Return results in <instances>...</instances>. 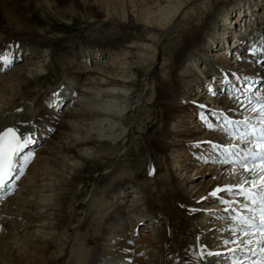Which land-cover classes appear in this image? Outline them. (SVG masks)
<instances>
[{"label":"bare ground","instance_id":"1","mask_svg":"<svg viewBox=\"0 0 264 264\" xmlns=\"http://www.w3.org/2000/svg\"><path fill=\"white\" fill-rule=\"evenodd\" d=\"M57 1L53 0L54 4ZM65 1V8L75 16L73 1ZM88 1L78 0V5L86 11L83 16L88 17L89 26L107 24L115 34L130 33L132 41L124 47L85 41L80 47L70 49L61 60L58 85L44 97L36 93L35 87L53 67L49 44L0 35V57H9L13 61L11 67L0 72V129L24 125L22 131L31 133L35 143L42 141L43 135L51 136V131L58 135L54 142H46L33 163L26 167L22 189L17 195L0 204V264H52L63 255L68 256L65 264H125L122 256H128L125 251L130 246L123 231L142 220L152 222L143 229L149 232L147 237L152 238L150 244L141 247L144 255L135 261L136 264H214L217 261L231 264L228 247L235 245L220 248V241L230 238L227 229L231 227L229 217L232 213L226 212L225 205L218 202L223 211L212 213L213 207L206 204L215 200L208 198V194L218 186L238 184L243 178L250 177L241 168L233 170V167L229 169L217 162L216 166L207 167L215 180L204 189L213 187L207 194H202L204 192H200L195 184H186L188 177L183 175L194 166L187 157L212 156L207 144L200 148L193 145L202 141L221 145L235 142L219 130H209L201 119V112L219 129L212 114L227 113L235 108L236 101L217 94L201 100L205 95L203 92L196 96L198 100L189 95L197 87L216 92L215 86L224 85V77H228L231 84L242 81L245 75L249 81L257 79L264 83V68L253 62L264 59L259 52L264 49V0H110L105 5H100L98 0L91 6L96 14L88 13ZM0 8L4 11L9 8L5 0L0 1ZM208 11L212 13L207 25L209 29L201 31V24H205L203 15ZM193 20L194 33L198 35L184 38L188 23ZM230 37L232 42H228ZM163 40L174 41L176 45L171 42L174 46L163 53L166 56L160 61L157 59L161 66L160 87L151 78L149 82L144 79L143 88H148L147 94L154 90L157 95L156 130L147 144L150 150H156L166 159L162 166L167 171V187L164 191L157 189L156 175L153 180L138 184L132 180L135 179L133 176L121 172L109 181L110 187L103 195H98L99 192L90 195L89 209L82 225L76 226V235L80 236V228L91 223L89 220L96 218V224L67 254L68 227L63 225L71 221L72 214L63 206L67 203L66 190L80 172L79 168L90 160L89 155L94 160H106L109 150H116L125 138L130 125L126 123L124 97L129 96L128 101L135 107L147 101V94H136V80L144 67L147 73L150 72L158 53L163 56L159 50L156 52V46L164 43ZM254 49L256 56L252 55ZM217 57L221 58L217 62H222V67L213 63ZM171 62L173 68L166 72V66ZM222 68L224 71L219 70ZM233 73L241 79L233 78ZM32 96L35 100L31 103L32 99L28 98ZM63 103L68 105L65 111L60 110ZM201 104L205 106L203 109L199 107ZM18 109L22 111L18 112ZM194 115L200 122L191 121ZM230 115L243 118L235 112ZM244 115L255 113L246 111ZM183 119L193 127L171 130L167 137L166 130ZM105 137L113 142L112 146L103 139ZM181 150L189 151L190 155H178L182 159L171 161V154ZM39 158L43 162H39ZM208 163L212 164L211 159ZM173 168L180 170L178 180L174 179ZM158 171L159 168L156 173ZM195 173L201 172L196 170ZM185 187L187 191H184ZM127 189L131 190L130 198L121 206ZM224 198L229 199L226 195ZM205 210L209 212L205 213ZM202 215L203 219L211 221L206 231L198 226ZM122 223L123 227L119 229ZM152 231L156 235L150 234ZM200 244L213 252L226 254L208 257L201 253ZM201 255L204 259H200ZM236 255L243 256L240 252Z\"/></svg>","mask_w":264,"mask_h":264},{"label":"rangeland","instance_id":"2","mask_svg":"<svg viewBox=\"0 0 264 264\" xmlns=\"http://www.w3.org/2000/svg\"><path fill=\"white\" fill-rule=\"evenodd\" d=\"M4 1V0H0ZM74 9L76 10V15H70L68 10L65 8V4L67 3L65 0H58L55 4L53 0H46L45 2L43 0H5V2L8 4L7 10H2L0 8V35H6L9 37H19V38H29V39H35L39 40L41 42H47L49 44V51L52 53L51 55V65L53 67L50 68L46 76H44V79L40 81V83L37 84L35 87L36 93L41 96H45L47 91L50 89L56 87L58 85V80L61 75L62 66H61V60L65 57L67 53H69L70 49L81 46L85 41L92 42L96 44H105V46H111V43L116 46L124 47L128 43L132 41L131 34L122 32V33H113L110 30V26L107 24H91L93 27L89 26L87 19L88 17H84V13L82 8L78 5V0H72ZM110 0H100V5H105ZM98 0H90L88 1L87 11L89 14H96L95 10L91 9V6L94 4H97ZM54 4V5H51ZM86 12V11H84ZM212 13L208 11L207 14H204L203 17H205V24H201V31L204 29L207 31L209 27L207 26L210 23ZM70 17V18H69ZM90 18V17H89ZM189 16L186 18L188 21ZM185 20V21H186ZM181 23V25L184 27V22ZM193 22L188 23L189 26H187L186 31L184 32V38L188 36H191L192 38L197 36L198 34L194 33L196 30V25ZM22 27V29L18 30ZM95 26V27H94ZM109 26V27H108ZM15 28L17 29V33H14ZM189 30H192L191 33H188ZM199 32V31H198ZM199 34L203 35V33L199 32ZM130 35V36H129ZM142 38L143 34H141ZM183 38V37H182ZM174 40V39H173ZM231 40L232 37L228 40V42ZM158 46H156V52L158 53V50L160 51L161 55L158 53L155 57V63L153 67L151 68L150 72L147 73L145 67V71L142 70L139 78L136 80L138 83V86L134 88L136 94H147L148 88L145 90L143 88L144 79H146V82H149L152 78V80L155 82L156 86L160 87V81L162 80V76L160 73L161 66L159 65V61L162 60L163 57L166 56L163 53L170 50V46L173 47L176 45L174 41H168L163 40ZM174 43V45H171ZM162 46V47H161ZM165 48V50H164ZM240 55V54H238ZM80 56V55H79ZM159 57V58H158ZM105 59V58H103ZM102 59V60H103ZM159 61H158V60ZM101 60V61H102ZM221 60V58L217 57L214 58V64L217 67H222V62L218 63L217 61ZM213 61V60H212ZM167 68L165 69L166 72L170 71L173 68V63H168ZM222 69H219L221 71H224ZM78 71V70H77ZM1 72V70H0ZM154 72V75L153 73ZM1 74V73H0ZM168 77V75H167ZM166 77V78H167ZM257 80V79H256ZM72 83V82H71ZM148 86V85H147ZM223 86H215V95H219L222 98H228L231 100L225 92L221 91V88ZM144 89V90H143ZM204 90V91H203ZM203 92L205 93L204 97H201L202 100L206 96L212 97L214 96L213 93L209 92V89H201V87H197L194 91L190 92V97L197 100L199 99L196 96H199V94ZM192 93V94H191ZM157 96V95H156ZM155 91H149L147 94L145 100L146 102L142 103L139 107H135V104L133 105L132 102L128 101L127 95H125L124 100V111L127 112L126 115V123L130 125V129L126 130L125 138L122 139V141L119 143L118 148L116 150H109L110 152L107 153L106 160H94L91 158V155H89V161L87 164L82 168H79L80 172L77 174L76 178L71 182V186H69L66 190V196H67V203H64V207L68 208L71 212V221L68 223L65 222L63 225L64 227H68V235L66 236L67 239V254L70 249L76 247L82 240L84 239L85 235H88L90 229H94V226L96 224V218L94 220H89L91 223L87 222L85 224L86 227L83 226V228H80V236H77L76 234V226H81L82 222L85 218V213L89 209V197L94 192H99L98 195H103L104 190L106 191L109 186V181L113 179L114 177L118 176L121 172H126L125 174H128V176H133L135 179H132L134 182L141 184L144 183L146 180L151 181L153 180V176L156 178V186L157 189L160 191H164L165 187H167L168 183V177L165 172L164 166H162V162H165V158L163 156L156 152V150H150L148 146V142L153 139V134L156 130V123L158 120V112L156 107L158 108L157 101H155ZM35 97H29L28 100H31V103L35 100ZM234 100V99H233ZM205 100H203L204 102ZM50 109V107H48ZM71 108V107H69ZM65 109H68V105L61 106V111H65ZM139 117V118H138ZM194 118L191 119V121H198L199 119L196 117V115L193 116ZM190 121V122H191ZM200 122V120H199ZM199 124L198 122H196ZM193 127L191 123L189 124L188 121L185 119L180 120L179 122H176L174 125H172L170 128L166 130V135L168 137V133L171 130L177 129V128H187V127ZM128 127V126H127ZM207 130V129H206ZM205 130V132H206ZM209 130H207L208 132ZM113 132V130H112ZM128 132V133H127ZM55 132L51 131V136L49 135H43L41 139L42 141H39L38 143H35L29 148V151H33L35 155L38 154V150L40 151V148L43 147L46 142H54L56 138H58ZM212 133H218V132H212ZM121 138H123V134L121 135ZM45 139V140H44ZM107 143L112 146L113 142L110 140L103 138ZM225 144V143H224ZM229 144V142H228ZM37 145H39V148L37 149ZM36 148V149H32ZM200 148V147H197ZM178 155L181 156H189V151H179L178 153L171 154V161L174 159H182L180 157H177ZM174 156L176 158H174ZM200 157H203L200 155ZM105 159V158H104ZM165 159V160H163ZM187 159L191 162V164H194L193 167H190L187 174H184L183 176L188 177V179L185 181L186 184L193 183L198 186L200 192H204L202 194H207L211 191V186L208 190L205 191L204 187L208 186L213 183V180H215L212 172L210 170H207V167H211L215 165L216 163H212L208 165L209 163L203 162V159L195 158L194 156L187 157ZM34 159L30 164L33 163ZM39 162H43L42 159H38ZM195 160V161H194ZM220 165V164H219ZM223 165V164H222ZM159 166V167H158ZM216 166V165H215ZM156 167L159 168L158 173L156 171H153ZM229 169H231V165H227ZM152 170V175H149V170ZM120 170V171H119ZM122 170V171H121ZM198 170V175L195 173V171ZM204 171V172H203ZM156 173V174H155ZM173 175H175V180H178V177L180 174V170L176 171L175 168H173ZM112 177V178H111ZM122 177V176H121ZM21 189H22V181H21ZM154 193H156V189L152 188ZM183 189V187H181ZM187 187L184 188V191H187ZM190 190V189H189ZM19 192V191H18ZM17 192V193H18ZM189 192V191H188ZM14 194V196L17 195ZM186 194V193H185ZM131 195V190L127 189V194L124 197L123 204L121 206H124ZM12 196V197H14ZM11 197V198H12ZM9 198V199H11ZM16 200V199H15ZM19 201V199H17ZM49 201V199H48ZM217 201H213L211 203H207V207H213V210H211L212 213H221L222 207L219 206V204L216 203ZM223 206L224 204H220ZM218 206V207H217ZM15 208V206H12ZM226 207V206H224ZM223 207V208H224ZM67 211V210H66ZM209 212V211H204ZM203 216L201 219L198 220V226L201 228V230L206 231L208 226L210 225L211 221L208 218H204ZM218 221L221 220L217 219ZM210 221V222H209ZM152 222H149V220L145 221L142 220L139 223H135L134 226L129 227L128 231H123L125 235L128 238V245L130 246L129 249H126L125 253L128 254V256H122L123 262L125 264H136V260L138 258L143 257V253L141 251L142 246H146L151 243V238L147 237V233L144 231V227L148 226ZM72 224V225H71ZM89 224V225H88ZM209 224V225H208ZM92 227V228H91ZM123 223L121 224L119 229H122ZM76 228V229H75ZM85 229V230H84ZM87 233V234H86ZM83 234V236H81ZM156 235L154 231L152 233ZM25 238H28V235H25ZM119 239V237H118ZM117 239V240H118ZM121 239V238H120ZM119 239V240H120ZM79 242V243H78ZM122 242V240H121ZM83 243H86V241H83ZM220 248H223L221 246ZM54 250V249H53ZM52 250V251H53ZM224 252L227 251V249L223 250ZM226 253H223L224 255ZM68 257V256H67ZM67 257L64 255L59 257L56 263L52 264H65L64 262L67 261ZM214 264H223L220 262H213Z\"/></svg>","mask_w":264,"mask_h":264},{"label":"snow or ice","instance_id":"3","mask_svg":"<svg viewBox=\"0 0 264 264\" xmlns=\"http://www.w3.org/2000/svg\"><path fill=\"white\" fill-rule=\"evenodd\" d=\"M259 52L264 55V49H260ZM252 55H257L256 49L253 50ZM253 62L264 68V59ZM12 63L11 58L0 57V64L5 67H11ZM232 76L237 80L241 79L237 73H233ZM249 80L247 75L243 77L247 86L241 91L231 86L228 77L223 78L224 87L221 91L230 99H234L236 106L227 110V113L221 111L212 114L219 129L208 121L204 112H201V119L209 130H219L225 133L230 141L235 142L221 145L212 141H202L193 145V147H201L202 144H207L210 147L211 158L198 157L205 163L211 159L212 163L232 165L233 170L238 166L250 177L243 178L238 184L218 186L208 194V198L224 204L226 206L224 210L232 213L229 217L231 227L227 229L230 238L220 241L223 247L235 245L228 247L231 264H245V261L247 264H264V92L254 91ZM199 107L203 109L205 106L201 104ZM246 111L255 115H244ZM233 112L243 115V118H232L230 113ZM23 127L24 125H11L0 129V198L10 194L13 185L9 181L19 180L35 157L33 151H25L35 143V140L31 133L25 134L22 131ZM149 175H152L151 169ZM221 194L229 199H225ZM199 246L201 253L208 257H219L223 254L208 250L206 245ZM237 252L242 253L243 256H237ZM200 259H204V255H201Z\"/></svg>","mask_w":264,"mask_h":264}]
</instances>
